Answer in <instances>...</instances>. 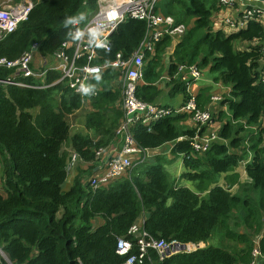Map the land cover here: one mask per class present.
<instances>
[{"label":"trees","instance_id":"16d2710c","mask_svg":"<svg viewBox=\"0 0 264 264\" xmlns=\"http://www.w3.org/2000/svg\"><path fill=\"white\" fill-rule=\"evenodd\" d=\"M156 7L187 29L169 55L170 37L146 52L136 96L156 103L158 84L166 74L168 94H182L186 100L192 81L187 84L175 76L178 64L207 68L212 81L228 89L221 103L226 110L212 118L221 122L217 139L203 153L194 152L188 139L203 134L207 126L197 131L185 125L187 114L175 113L170 105H163L169 112L160 118L130 126L136 145L144 150L174 142L172 153L183 154L185 170L179 178L192 181L195 190L169 175L164 154L105 185L94 188L90 178L78 176L63 190L70 158L64 144L93 167L96 152L118 137L115 131L123 116L120 89L114 84L118 70L106 67L93 75L90 92L82 96L66 80L52 83L60 76L55 70L47 71L45 82L52 84L43 89L0 84V264H121L126 257L115 252L117 238L140 217L144 230L155 238L204 246L163 259L149 250L141 263L133 264H251L254 248L264 254V130L258 128L264 116V82L257 73L264 52L262 44L250 43L264 40V27L249 21L228 34L214 28L219 7L213 0H158ZM95 10L96 0H33L27 19L0 40V57H18L33 43L39 55L51 56L72 37L65 21L83 15L80 21L85 22ZM144 30V21L125 19L110 34L109 50L98 49L93 63L107 64L117 52L128 56ZM235 41L248 46L240 50ZM8 74L0 68L1 79ZM210 90H197L198 108L205 109ZM86 100L91 111L85 128L99 135L97 139L69 133L65 117ZM241 162L245 181L236 170ZM96 219L100 222L95 225ZM136 252L134 247L131 253Z\"/></svg>","mask_w":264,"mask_h":264},{"label":"built area","instance_id":"2783aa9c","mask_svg":"<svg viewBox=\"0 0 264 264\" xmlns=\"http://www.w3.org/2000/svg\"><path fill=\"white\" fill-rule=\"evenodd\" d=\"M157 2L158 0H96L94 13L88 16L85 22L79 20L77 24H70L73 34L71 39L63 41L51 56H41L37 62V43H33L18 57H0V68L9 70L7 77L0 78V84L43 89L59 80H66L69 87L80 96L85 94L80 90L81 87L89 88L88 81L93 75L100 73L106 67L119 71L120 107L123 116L115 134L121 140V147L114 154L105 155L104 162L91 176L90 185L94 188L125 175L133 163L138 164L144 161L146 149L136 145L130 131L131 124L136 120L148 124L169 112L163 106L144 102L136 96V87L141 81L146 52H153L156 43L162 38L178 39L187 29L184 23L176 22L172 15L157 10ZM217 3L219 8L213 17L214 28L217 27L228 34L244 29L249 21L264 27V0H217ZM32 6V0L0 1V40L27 19ZM127 18L142 20L145 23L144 34L137 48L126 57L121 52H117L113 60L107 64L93 63L98 49L109 50L110 34ZM92 29H96L99 33L95 40L91 35ZM77 31L82 35L75 37L74 34ZM250 43L262 44L264 52V40L254 39ZM247 46L248 42L244 41L238 49L243 50ZM49 70H55L60 74L59 78L51 84L45 82L46 73ZM257 73L259 81L264 82L263 58L259 60ZM175 76L188 84L200 79L202 71L195 63L178 64ZM189 94L190 96L186 100L183 99L173 111L186 113L199 131L202 126L210 125L213 114L220 110L219 104L222 98L218 94H211L209 107L200 109L196 105L195 94ZM258 122V128L264 130V116ZM216 137L213 132L210 135L196 132L188 140L194 152L203 153ZM106 151V148L99 149L96 152L97 157L102 156ZM181 156L183 157V154ZM77 159V155L72 152L67 169ZM203 246V242L182 243L155 238L144 230L143 220H137L129 227L125 236L117 238L115 252L126 257L121 264H133L141 263L149 250L155 251L158 258L163 259L177 252H190ZM134 247L137 252L131 253ZM252 253L254 260L251 264H264V254L261 255L258 248H254Z\"/></svg>","mask_w":264,"mask_h":264},{"label":"crops","instance_id":"0c3cea01","mask_svg":"<svg viewBox=\"0 0 264 264\" xmlns=\"http://www.w3.org/2000/svg\"><path fill=\"white\" fill-rule=\"evenodd\" d=\"M215 28H217V27H215ZM176 42H177V39L171 40L170 45L166 48V53H165L166 55H169L172 52ZM39 59H40V57L38 58V56H37L36 61L38 62ZM163 80H166V81H163ZM163 80H160V82L158 84L159 88H161V94L157 98L156 104L160 105V106H163V105H170L172 107L178 106L183 100V95L182 94H179V95L176 94L175 96H170L168 93H169V88H170L171 84L165 85V83L168 82L169 79H168V77H165ZM218 85H219V83L213 82L212 78H208V77L202 78L201 77L197 81H194L191 84H189V86L187 87V90L189 91V93L196 94V92L199 88H201L203 86H210L211 87L210 93L214 94ZM206 107H209V102H208ZM220 109L225 110L226 107L220 103ZM89 111H91V105H90L89 101L86 100L83 102L82 106L79 109L75 110L73 113L68 114L65 117L66 121L69 124L70 134H74L75 132L81 131V133H84V134L88 133L89 135H91V137H93L95 139H97L99 137V135L94 134L92 129L88 131L84 127L85 117ZM188 126L195 127V125L193 123H190ZM207 129H208V127H207ZM173 146H174V142H168V143H165V144H163L159 147H156V148L146 149L145 150V158L147 157V155L150 156L151 159L148 161V163H150V162L154 161V158L156 155L164 154L167 158V161L170 163L172 161V159H174V157L179 156L177 154L175 155L172 153L171 149L173 148ZM120 147H121V140L119 137H116L112 143H110L108 146L105 147L107 149V151L104 152V154H102V156L98 157V162H97L98 165L96 164L93 167H92V164L84 163L80 159L75 160L74 164L69 168L70 174H68L67 179H66V181H68V183H69L67 188H69L72 185V182L76 177L82 176L84 174L83 171L89 170V171H91V174L93 175L96 172V170L101 166V164L104 162L105 155L114 154L116 151H118L120 149ZM63 148L66 151H68L69 154L72 153V151H70L69 146H64ZM134 157H136V156H134ZM169 163L166 166V171L169 172V175L172 178L177 179L180 176V174L185 170L183 163H182L183 168L171 167L170 169H169ZM239 166L240 165L237 166L236 170L239 172L240 179L243 181V174L239 170ZM243 173L246 176L244 169H243ZM1 181H2V167L0 165V184H1ZM182 183L185 186L189 187L190 189L195 190L194 186H193V182L183 181ZM220 183L221 184L223 183L222 179H220ZM137 220L139 221V220H143V219L140 217ZM95 222H96V224H99L100 221H99V219H96L94 221V223Z\"/></svg>","mask_w":264,"mask_h":264},{"label":"rangeland","instance_id":"374dc122","mask_svg":"<svg viewBox=\"0 0 264 264\" xmlns=\"http://www.w3.org/2000/svg\"><path fill=\"white\" fill-rule=\"evenodd\" d=\"M1 1V0H0ZM33 1V0H32ZM215 2H217V0H213V3L215 4ZM241 44H242V42H240V41H235L234 42V47L235 48H238V47H240L241 46ZM37 56H38V58L39 57H41V55H39L38 53H37ZM199 69H201V71H202V78L203 77H208V78H213V75L208 71V69L207 68H204V70L202 69V68H199ZM165 77H167V75L166 74H164V77H163V79L165 78ZM118 79L119 78H117V76L115 77V80H114V84H116L118 87H119V89H120V95H121V88H120V85H119V82H118ZM162 79V80H163ZM163 81H166V80H163ZM165 85H167L166 83H165ZM227 87H224V86H222L221 84H219L218 85V87H217V89L215 90V92H214V94H218V95H220L221 96V98H222V100L224 99V97L227 95ZM221 103H222V101H221ZM82 106V105H81ZM219 108H220V104H219ZM224 108V107H223ZM79 109V108H78ZM226 110V109H225ZM85 119H86V117H85ZM183 123L185 124V125H189L190 123H193V121L191 120V118L187 115L186 116V119H184L183 120ZM194 124V123H193ZM220 125H221V122L220 121H212L211 123H210V125L209 126H207L208 127V129L206 130V131H204V135H210V133L211 132H213V133H217L218 132V129H219V127H220ZM84 127H85V121H84ZM250 129L249 130H254L255 128H252V127H249ZM247 130V129H246ZM79 132V131H78ZM81 132V131H80ZM70 133V132H69ZM70 135H72V134H70ZM217 139V138H216ZM64 146H66L65 144H64ZM131 159H134V157H131ZM151 158H150V156H148L147 155V157L146 158H144V163H146V162H148L149 160H150ZM168 161H166L165 162V164H164V167H165V169H166V166L168 165ZM137 164H134L133 163V166L132 167H134V166H136ZM240 166H239V170L242 172V174H243V181H245V180H247V176H245L244 175V173H243V169H244V162H241L240 164H239ZM131 167V168H132ZM171 167H181V168H183L182 167V156L181 155H179V156H176V157H174V159H172V161L169 163V169L171 168ZM68 170V174H70V169H67ZM130 170V169H129ZM171 171V170H170ZM129 172V171H128ZM83 177H84V179H86V181H88V179L89 178H91V176H92V174H91V171H89V170H87V171H83ZM169 173V172H168ZM179 178V177H178ZM183 181H189V180H187V179H184V178H179V180H178V182H179V184L180 185H184L182 182ZM190 182H192V181H190ZM68 181H65L64 183H63V185H62V187H63V190H66L67 189V187H68ZM95 225H96V222L94 223ZM216 240V239H215Z\"/></svg>","mask_w":264,"mask_h":264},{"label":"clouds","instance_id":"9594fccd","mask_svg":"<svg viewBox=\"0 0 264 264\" xmlns=\"http://www.w3.org/2000/svg\"><path fill=\"white\" fill-rule=\"evenodd\" d=\"M84 17L83 15L79 16V17H69L66 21L65 24L69 25V24H77L79 22V20H82ZM91 31V35L93 37V39L95 40V38L99 35L98 31L96 29H92ZM69 35H73L72 33H69ZM75 37H79L82 35L81 32L77 31L75 34ZM93 71V70H92ZM97 80H99V76L96 77ZM82 92L84 93H89L90 90L87 87H81L80 89Z\"/></svg>","mask_w":264,"mask_h":264}]
</instances>
